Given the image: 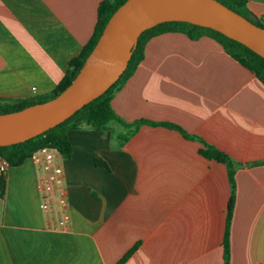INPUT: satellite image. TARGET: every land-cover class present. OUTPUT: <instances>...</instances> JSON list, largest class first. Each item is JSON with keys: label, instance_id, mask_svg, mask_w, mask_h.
<instances>
[{"label": "crops", "instance_id": "0c3cea01", "mask_svg": "<svg viewBox=\"0 0 264 264\" xmlns=\"http://www.w3.org/2000/svg\"><path fill=\"white\" fill-rule=\"evenodd\" d=\"M102 0H0V96L50 92L91 36ZM264 20V0H246ZM110 104L125 128L68 132L57 153L71 222L39 208L31 158L7 166L0 199V264H223L230 194L223 163L240 166L229 227V264H264V85L213 38L180 32L150 38ZM175 124L178 129L159 124ZM95 159L102 163L96 164Z\"/></svg>", "mask_w": 264, "mask_h": 264}, {"label": "water", "instance_id": "95a60500", "mask_svg": "<svg viewBox=\"0 0 264 264\" xmlns=\"http://www.w3.org/2000/svg\"><path fill=\"white\" fill-rule=\"evenodd\" d=\"M172 20L215 29L264 58V27L218 0H124L65 88L48 100L0 113V146L44 132L97 97L126 68L140 33Z\"/></svg>", "mask_w": 264, "mask_h": 264}, {"label": "trees", "instance_id": "16d2710c", "mask_svg": "<svg viewBox=\"0 0 264 264\" xmlns=\"http://www.w3.org/2000/svg\"><path fill=\"white\" fill-rule=\"evenodd\" d=\"M123 1L124 0H102L98 4L97 20L91 36L83 45L81 51L68 61V66L64 75L50 92L26 98H9L0 96V113L18 110L30 104L48 100L65 88L78 72L86 56L98 39L109 16ZM218 1L244 15L255 24L264 27V20L252 16L245 7L246 0ZM164 32H180L185 34L190 39H198L202 36L213 38L223 47L224 51L230 57L238 61L245 68L251 70L255 74L256 78L264 85V58L244 44L229 38L215 29L191 22L180 20L160 22L140 33L126 68L107 89L77 109L69 117L44 132L17 143L0 146V158L7 163V166H17L25 159L29 158L31 154L40 147H51L62 156L69 157L72 152V147L68 139V132L70 130L83 127L107 129L110 123L116 122L125 128L124 134L118 133L116 135L118 141L121 142L122 140H126L128 136L135 132L141 123L147 122L154 124L155 122L145 119H137L132 122H126L113 111L110 99L113 93L125 83L128 77L136 69L138 63L142 60L146 42L153 36ZM159 124L178 129L182 134H184V136L192 137V135H189L175 124L164 122H160ZM200 141L202 143V147L199 149L200 154L208 159H213L217 162L223 163L227 170L230 194L227 202L225 229L223 234V264H229V227L235 198L234 173L241 163L237 162L215 146L208 144L201 139ZM95 163L100 164L102 161L100 159H95ZM5 186V174L0 173V199L4 197ZM130 253L131 250L120 258L116 264H122Z\"/></svg>", "mask_w": 264, "mask_h": 264}, {"label": "built area", "instance_id": "2783aa9c", "mask_svg": "<svg viewBox=\"0 0 264 264\" xmlns=\"http://www.w3.org/2000/svg\"><path fill=\"white\" fill-rule=\"evenodd\" d=\"M57 151L51 147H40L30 158L37 170L35 188L39 197V208L44 213L52 212L56 227L67 229L71 218L67 210L68 198L62 179V167L56 161ZM7 163L0 158V173H5Z\"/></svg>", "mask_w": 264, "mask_h": 264}]
</instances>
